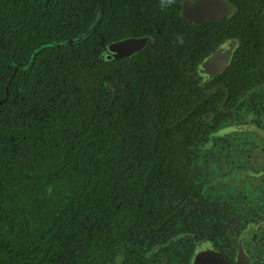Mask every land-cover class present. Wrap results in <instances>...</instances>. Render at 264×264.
<instances>
[{"label": "flooded vegetation", "instance_id": "obj_1", "mask_svg": "<svg viewBox=\"0 0 264 264\" xmlns=\"http://www.w3.org/2000/svg\"><path fill=\"white\" fill-rule=\"evenodd\" d=\"M224 1L225 16L159 22L164 42L103 45L93 117L119 140L104 185L122 208L87 264H264V0ZM130 38L150 43L101 57Z\"/></svg>", "mask_w": 264, "mask_h": 264}, {"label": "trees", "instance_id": "obj_2", "mask_svg": "<svg viewBox=\"0 0 264 264\" xmlns=\"http://www.w3.org/2000/svg\"><path fill=\"white\" fill-rule=\"evenodd\" d=\"M182 1L0 0V264H87L102 252L97 236L113 234L122 205L104 185L113 180L103 154L119 140L93 117L104 93L99 54L120 38L168 40L156 29L187 22Z\"/></svg>", "mask_w": 264, "mask_h": 264}, {"label": "water", "instance_id": "obj_3", "mask_svg": "<svg viewBox=\"0 0 264 264\" xmlns=\"http://www.w3.org/2000/svg\"><path fill=\"white\" fill-rule=\"evenodd\" d=\"M229 8L230 7L224 0H183L181 2L180 15L189 22H199L211 17L225 16L227 15L226 13H228L226 10L228 9L230 11ZM79 38L81 39L82 36ZM70 43V41L65 40L59 45H68ZM149 43V38L122 39L108 45L102 52L101 57H104V55L107 54L106 52H108L109 59L122 58L133 53H137ZM55 45H57V42L53 41L42 44L41 47H53ZM39 50L40 48L38 47L31 53L26 64L22 67L23 69H27V67L32 63L35 54ZM216 58L219 59L220 56L215 54V57L208 60V64L211 65ZM14 65L17 66L16 63H14Z\"/></svg>", "mask_w": 264, "mask_h": 264}]
</instances>
